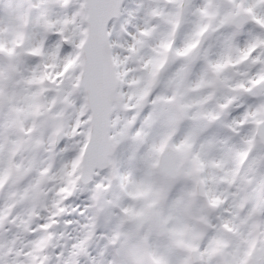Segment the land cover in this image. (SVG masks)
<instances>
[{"label": "snow or ice", "instance_id": "6c2138e0", "mask_svg": "<svg viewBox=\"0 0 264 264\" xmlns=\"http://www.w3.org/2000/svg\"><path fill=\"white\" fill-rule=\"evenodd\" d=\"M0 264H264V0H0Z\"/></svg>", "mask_w": 264, "mask_h": 264}]
</instances>
